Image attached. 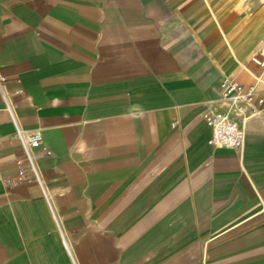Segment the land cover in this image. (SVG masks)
Instances as JSON below:
<instances>
[{"label":"crops","instance_id":"1","mask_svg":"<svg viewBox=\"0 0 264 264\" xmlns=\"http://www.w3.org/2000/svg\"><path fill=\"white\" fill-rule=\"evenodd\" d=\"M262 37L236 0H0V264H264V107L217 89L264 94ZM208 108L241 115L240 151Z\"/></svg>","mask_w":264,"mask_h":264},{"label":"built area","instance_id":"2","mask_svg":"<svg viewBox=\"0 0 264 264\" xmlns=\"http://www.w3.org/2000/svg\"><path fill=\"white\" fill-rule=\"evenodd\" d=\"M251 59L264 67V37L260 39ZM6 78L0 75V96L5 103V108L12 114L8 95L4 90ZM219 95L223 98L249 103L255 108L264 107V94L256 92L254 86L240 84L235 79L223 78L218 84ZM18 88L15 94H21ZM238 113L234 111H214L210 108L204 112V120L211 128V137L208 143L212 146L226 147L240 151L244 145L245 128ZM15 136L20 143L22 155L16 159L19 168L18 174L25 181H36L42 186L41 172L37 160L49 154V150L42 146V137L38 131H26L15 124Z\"/></svg>","mask_w":264,"mask_h":264},{"label":"rangeland","instance_id":"3","mask_svg":"<svg viewBox=\"0 0 264 264\" xmlns=\"http://www.w3.org/2000/svg\"><path fill=\"white\" fill-rule=\"evenodd\" d=\"M241 23L257 28L259 36H264V0H236Z\"/></svg>","mask_w":264,"mask_h":264}]
</instances>
